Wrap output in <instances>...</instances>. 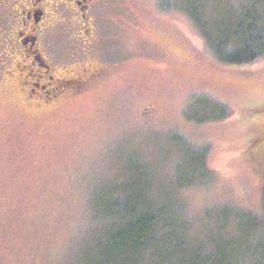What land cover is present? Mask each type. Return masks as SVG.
Segmentation results:
<instances>
[{"label":"rangeland","instance_id":"obj_1","mask_svg":"<svg viewBox=\"0 0 264 264\" xmlns=\"http://www.w3.org/2000/svg\"><path fill=\"white\" fill-rule=\"evenodd\" d=\"M192 1L100 0L106 60L88 55L106 74L50 109L23 103L0 71V264H83L81 243L96 238L91 209L139 199L170 214L178 205L189 236L224 240L205 243L215 256L264 261V160L252 147L264 134V53L216 60L179 9ZM196 1L211 16L241 4ZM248 1L264 11V0ZM206 112L227 117L187 118Z\"/></svg>","mask_w":264,"mask_h":264},{"label":"trees","instance_id":"obj_2","mask_svg":"<svg viewBox=\"0 0 264 264\" xmlns=\"http://www.w3.org/2000/svg\"><path fill=\"white\" fill-rule=\"evenodd\" d=\"M245 1L247 5L242 4ZM240 2L237 10L228 12L227 15L223 9H219L221 15L214 10L215 14L211 16L213 12L208 5L203 7L196 0L179 7L188 15L213 57L224 64H249L264 53V11L259 10L257 12L261 13H257L254 9L255 2L248 0ZM209 114L206 112L200 117H191L187 114V118L201 122L211 118L223 119L228 115L224 111L223 114H227L226 116L222 114L223 116L208 117ZM252 141L254 152L262 151L261 158L264 160V134L254 137ZM205 165L201 166L207 172ZM206 180V176L203 175L200 182L188 183L201 185ZM137 184H132L131 188L135 190L138 188ZM261 197L264 207V183ZM118 203L115 204L113 212L104 215H97V211L91 209V216L94 219L91 217L89 226H92L96 238L94 237L91 243H81L83 249L80 250V254L83 264H236L237 261H242L215 256L214 251L208 249L205 243L211 238V243L215 246L224 240L213 234L201 239L189 236L187 230H190V226L188 227L186 222L189 220L178 205L176 212L170 214L167 208L163 207L144 208L141 199L134 200L128 207L121 209L118 208ZM219 207L223 211L224 208H230ZM238 211L257 217L248 211L239 209ZM171 218H183L181 227H174ZM251 228L254 230L252 226ZM252 257L254 261L252 264H264V261L256 260V254H252Z\"/></svg>","mask_w":264,"mask_h":264},{"label":"flooded vegetation","instance_id":"obj_3","mask_svg":"<svg viewBox=\"0 0 264 264\" xmlns=\"http://www.w3.org/2000/svg\"><path fill=\"white\" fill-rule=\"evenodd\" d=\"M99 1L0 0V71L33 110L50 109L106 74L107 65L90 57L106 60Z\"/></svg>","mask_w":264,"mask_h":264}]
</instances>
